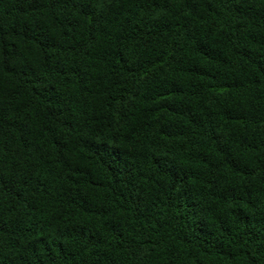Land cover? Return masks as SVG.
Segmentation results:
<instances>
[{
	"label": "trees",
	"instance_id": "trees-1",
	"mask_svg": "<svg viewBox=\"0 0 264 264\" xmlns=\"http://www.w3.org/2000/svg\"><path fill=\"white\" fill-rule=\"evenodd\" d=\"M0 264H264V0H0Z\"/></svg>",
	"mask_w": 264,
	"mask_h": 264
}]
</instances>
